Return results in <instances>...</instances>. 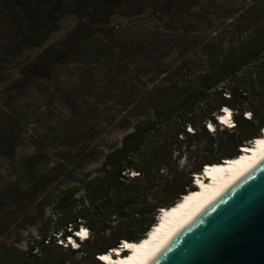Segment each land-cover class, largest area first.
<instances>
[{
  "label": "trees",
  "instance_id": "obj_1",
  "mask_svg": "<svg viewBox=\"0 0 264 264\" xmlns=\"http://www.w3.org/2000/svg\"><path fill=\"white\" fill-rule=\"evenodd\" d=\"M231 1L0 0V83L9 82L0 101V165L16 160L23 116L37 103H45L49 121L58 123L65 139L81 145L82 152L79 139L102 135L105 105L112 109L105 119L123 132L119 144L96 154L107 175L90 180L79 200L78 189L58 200L55 206L74 212L71 218L51 236L20 250L16 264H87V259L105 264L99 256L124 240L144 239L162 209L197 189L195 175L208 164L193 166L183 183L166 179L159 201L148 200L160 171L171 168L174 154L185 153L174 147L180 137L186 151L192 138L211 137V151L222 153L209 161L213 165L240 156L244 146L261 137L264 113L246 107L239 113L235 106L247 103L254 88L253 82L241 80L247 69L264 92V28L259 38L250 36L253 25L264 24V7L248 9L249 25L238 28L236 39L224 47L215 19L234 14ZM70 15L77 19L75 26L47 45ZM242 40L247 45H238ZM42 48L36 56L29 54ZM57 101L66 115L56 114ZM226 108L236 111L232 127L218 122ZM209 123L213 130L207 129ZM36 157L37 152L22 160V174L30 178L24 190L18 183L0 186V210L12 206L22 191L33 195L40 190ZM121 218L126 219L114 226ZM82 226L92 232L86 240L76 236Z\"/></svg>",
  "mask_w": 264,
  "mask_h": 264
},
{
  "label": "rangeland",
  "instance_id": "obj_2",
  "mask_svg": "<svg viewBox=\"0 0 264 264\" xmlns=\"http://www.w3.org/2000/svg\"><path fill=\"white\" fill-rule=\"evenodd\" d=\"M222 1L224 3L228 2V0ZM229 2L232 3L231 0ZM261 5L264 7V0H233V4H230L229 9H233L235 11L234 14L230 18L215 19V27L223 32L219 36V41L224 43V47H228L236 39L238 28L249 25V12L247 10L251 7L257 10L259 9L258 6ZM76 23V17L72 15L65 17L61 22L59 31L52 36L47 45L62 38ZM251 28V40L257 39L261 34L260 30L264 28V24L259 23ZM247 42L242 40L238 45L244 46L247 45ZM42 50L43 48L36 49L29 54L33 57ZM261 57L263 56L261 55ZM12 75L13 79L18 76L16 72H13ZM254 78L253 70L247 69L241 73V80L253 82L254 88L245 97L247 103L243 104L240 101L236 104L235 108L239 113L243 107L250 108L259 114L264 113V92L261 86L258 85V79H255L254 82ZM8 84L9 82L0 83V101L4 97L3 91ZM226 96L229 97L228 95ZM53 108L58 116L67 114V110L59 101L55 102ZM82 109L87 112L89 107L85 105L82 106ZM229 109L232 112V120H230L229 127H232L235 125L234 114L236 111L233 112L232 108ZM101 110H103L102 117L104 119L101 124L102 135L93 141L90 137L87 139L89 135L85 137L86 139H79L81 140L80 143L85 146L83 152L78 149L81 145L72 144L65 139L58 123L52 120V122L49 121L48 109L45 103H37L32 108V112L24 114L21 132L22 139L18 147L17 157L12 164L1 163L0 186L8 183H18L20 189L24 190L22 188L30 178L22 174V160L37 152L35 159L36 170L40 171V182L37 188L40 190L33 193V195L27 191H22L12 206L0 210V264H16L20 250H26L30 245L36 244L43 236H51L65 221L71 218L74 212H64L62 207L55 206L58 200L64 198L66 193L70 194L71 190L78 189L75 199L79 200L85 194L84 188L90 180L102 179L107 175L102 169L103 159L97 158L96 154L98 151H107L109 148L119 144L123 132L105 119L111 114V107L105 105ZM249 115V112L245 114V116ZM92 125L90 123L89 126H86L88 132ZM211 125L214 127V124L209 123L207 129H210ZM222 129V127L219 128V130ZM187 130L193 131L190 128ZM217 137L218 135H215L214 139ZM183 139L180 137V141H177L174 147L181 148L185 153H181L180 156L174 154L171 168L168 171L166 169L160 171L161 177L157 183V188L148 193V200L151 202L159 201L161 197L159 189L162 188V184H164L166 179L170 180L172 177H177L183 183L187 180V173L193 166L207 165L209 161L221 158L222 153L219 150L211 151V137L198 135L192 138L188 142L191 147L188 145L187 151L185 150L186 141ZM172 141V138L167 139L168 143ZM130 175L137 174L132 173ZM196 177L197 175H195V185ZM81 200L78 203L79 206H81ZM125 219H117L113 225L119 226ZM100 226L99 222L93 224L95 229ZM83 228L88 230V236H90L92 232L86 226L80 227L79 230ZM69 240L70 238H68ZM62 253H65V251H62ZM123 255L126 254L123 253ZM66 257L69 258L68 255ZM90 262L91 260L87 259L85 263L89 264Z\"/></svg>",
  "mask_w": 264,
  "mask_h": 264
},
{
  "label": "water",
  "instance_id": "obj_3",
  "mask_svg": "<svg viewBox=\"0 0 264 264\" xmlns=\"http://www.w3.org/2000/svg\"><path fill=\"white\" fill-rule=\"evenodd\" d=\"M143 264H264V154Z\"/></svg>",
  "mask_w": 264,
  "mask_h": 264
},
{
  "label": "bare ground",
  "instance_id": "obj_4",
  "mask_svg": "<svg viewBox=\"0 0 264 264\" xmlns=\"http://www.w3.org/2000/svg\"><path fill=\"white\" fill-rule=\"evenodd\" d=\"M231 113V110L226 108L219 116L218 122L230 126ZM225 120L228 123H225ZM212 127L213 125L210 129ZM251 143V146H244L242 154L236 158H229L224 160L225 162L214 165L208 164L204 172L196 177L197 189L182 196L172 207L162 209L157 223L144 239L139 242L124 240L123 248H116L103 254L101 257L107 256L109 259L102 260L106 264H143L202 206L264 154V136L256 138ZM85 230L88 233L85 228L78 230L77 233ZM77 237L86 240L88 235L83 238L80 235ZM68 242L77 247V242L73 237H70ZM124 251H127L126 255H123Z\"/></svg>",
  "mask_w": 264,
  "mask_h": 264
},
{
  "label": "snow or ice",
  "instance_id": "obj_5",
  "mask_svg": "<svg viewBox=\"0 0 264 264\" xmlns=\"http://www.w3.org/2000/svg\"><path fill=\"white\" fill-rule=\"evenodd\" d=\"M225 123H228V121L227 120H225ZM78 235H80L82 238L83 237H86L87 235H88V233H87V231L85 230V231H82L81 233H78ZM101 259H103V260H107V259H109L107 256H105V257H101Z\"/></svg>",
  "mask_w": 264,
  "mask_h": 264
},
{
  "label": "clouds",
  "instance_id": "obj_6",
  "mask_svg": "<svg viewBox=\"0 0 264 264\" xmlns=\"http://www.w3.org/2000/svg\"><path fill=\"white\" fill-rule=\"evenodd\" d=\"M231 120H232V118H231Z\"/></svg>",
  "mask_w": 264,
  "mask_h": 264
}]
</instances>
